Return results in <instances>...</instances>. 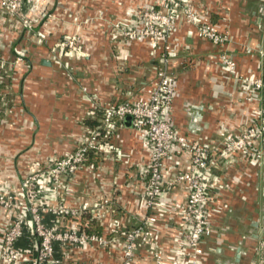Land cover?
Masks as SVG:
<instances>
[{"label":"crops","instance_id":"crops-1","mask_svg":"<svg viewBox=\"0 0 264 264\" xmlns=\"http://www.w3.org/2000/svg\"><path fill=\"white\" fill-rule=\"evenodd\" d=\"M151 2L154 0H70L67 6L73 11L71 20L66 13L59 14L64 27L58 39L64 33L77 34L88 55L58 60V67L54 56L41 44L47 30L40 20V11L35 12L48 3L54 6L56 0H25L23 19L37 18L30 31L0 9V110L5 112L0 115V186L16 189L21 181L20 171L26 173L46 155H63L76 146L84 125L100 118L98 101L89 99L92 95L99 97L101 107L150 96L163 43L141 38L117 44L112 40L109 21L84 20L101 12H106L109 19H121L127 11L132 13ZM191 3L195 10L207 13L210 22L226 32L231 42L218 44L200 37L196 27L179 16L177 27L167 40L171 47L167 52L168 67L175 76L171 116L179 133L209 143L215 152L224 139L223 126L239 131L252 125L262 106L259 97L247 93L239 84L238 76H264V0ZM68 22L70 25H66ZM224 54L236 61L237 73L223 66ZM44 59L51 64H44ZM82 87H87L88 92L84 93ZM17 101H24L23 106L29 110L16 106ZM117 138L122 147L118 152L120 160L106 158L94 163L96 177L90 175L89 167L80 170L72 178L66 202L108 197L122 209L109 213L97 227L85 226L82 218L64 224L54 213L44 210L42 214L49 227L74 228L113 238L107 245L96 241L84 245L57 242L56 255L63 263L120 264L121 233L132 227L129 222L142 219L145 182L140 171L151 160L144 129L134 127L125 118ZM234 159L232 164L221 159L214 167L218 177L217 185L211 189L214 233L206 242L207 252L201 264H250L258 259V242L264 235V167L240 151ZM188 163L185 154L165 160L166 167L178 170L186 169ZM184 197L185 186H174L159 210L157 227L169 257L179 264H190L186 246L174 239L181 217L179 204ZM16 198L24 202L19 195ZM114 217L117 225L115 221L112 225ZM10 222L11 213L0 206V239ZM19 246L23 253L21 264H44L39 261V239L34 229L25 232ZM136 263L153 264V260L141 251Z\"/></svg>","mask_w":264,"mask_h":264},{"label":"built area","instance_id":"built-area-1","mask_svg":"<svg viewBox=\"0 0 264 264\" xmlns=\"http://www.w3.org/2000/svg\"><path fill=\"white\" fill-rule=\"evenodd\" d=\"M23 3L24 0H0V9L9 17H14L22 9ZM157 5L166 11L155 10L154 5L146 7L143 13L145 24L142 27L133 28L124 22L113 23L115 32L118 34L115 33L114 38H118L119 43L125 44L126 41L145 37L154 43H163L161 64L156 69V83L153 91L148 98L102 106L103 129L101 126L88 128L87 141L73 152L69 157V163H71V169H75L77 165L88 159L89 152H98L101 135L106 136L117 127V120L130 117L134 127L144 129L151 160L143 165L140 171L145 182L143 191L145 212L139 224L124 229L121 233L120 264H137L136 259L141 251L151 256L153 264H179L165 251L161 243L160 230L157 227L159 210L165 204L173 187L178 184L185 186V197L179 204L181 217L174 239L176 243H184L186 246V255L190 264H201L207 252L206 242L214 233L211 189L215 188L218 179L214 167L221 159L229 164L234 163V154L238 151L252 161L261 158L264 145V76H238L239 84L247 93L262 100V106L256 118L258 126L252 124L239 131L223 126L224 139L215 152L209 143H201L179 133L171 116L175 76L168 67L167 52L171 47L167 43V38L175 31L180 13L196 27L200 37L218 44L231 42V37L226 32L219 31L210 22L207 13L196 12L191 0H158ZM179 11L182 12L179 13ZM22 24L29 31L33 29L30 20H25ZM66 46L71 45L61 41L53 50L58 48L60 57L62 54L72 56L75 49L71 48V53H68L67 50L64 51ZM75 53L82 54L78 51ZM221 63L232 73H237L236 61L231 57L224 54ZM96 106L99 107L98 103ZM105 145L107 146V143ZM175 154L188 155L189 163L186 169L166 167V158ZM16 234L14 230L7 236V248L4 252L9 264L17 259V255L11 248ZM39 235L43 238L42 258H46L48 254L45 259L49 262L48 264H66L52 255L53 248L50 241L53 235L42 230L39 231ZM112 239L86 232H76L71 237L72 241L81 245L88 241L107 245ZM257 254L258 259L250 264H264V235L258 242Z\"/></svg>","mask_w":264,"mask_h":264},{"label":"rangeland","instance_id":"rangeland-1","mask_svg":"<svg viewBox=\"0 0 264 264\" xmlns=\"http://www.w3.org/2000/svg\"><path fill=\"white\" fill-rule=\"evenodd\" d=\"M69 1L70 0H56V4L54 6H52L51 3H48L47 5L43 6L41 10H38L37 7V10L35 11L36 13L40 11V15H41L40 20L43 21V24L46 25V30H47L46 39L43 42H41V44L45 45L49 50V52L54 56L57 67H58V60L62 61L64 58H68V57L84 58L88 55L86 49L84 48L77 34L64 33L58 39V33H60L62 31V28L64 27V24L61 23L63 22V20L60 19L59 14L66 13V17L69 18V20H71V15L73 11L69 8V6H67V3ZM157 4H158V0H154V2L146 4L140 8H137V10H134L132 13L130 12L128 13L127 11V14L121 19H117V18L109 19L107 17L106 12H101L94 17L92 15H88L87 19H85L84 22L91 23L99 19L109 21L110 22L109 26L111 28V33H112V40H114V42L117 44H122L117 42L118 38H114L116 32H115V28L113 27V23L124 22L125 24H129L133 28L142 27L145 24L144 22L145 17L143 13L145 12L146 7L154 5L155 10H162L163 12L166 11V9H160V6ZM23 9H24V3L22 9L18 12V15H15L14 17L11 18L14 21L20 20L21 23H23L25 21V19H23L22 16L24 13ZM195 11L198 12V10ZM180 12L182 11H179V13ZM180 16H183V14L180 13ZM35 20H37V18H35L34 21L30 19V21H32L33 24V29H34ZM66 25H70V22L66 23ZM23 27L25 28V26ZM61 41H65L69 45H71V46H66L64 51L67 50L68 53H71L70 49L71 48L75 49L72 56H66L65 54H62V56L60 57L58 54L59 53L58 48H56V50H53V48L56 47V44ZM133 41H126L125 44L132 43ZM77 51L82 54L78 55L77 53H75ZM88 90L89 89L87 87H82V91L84 93H87ZM89 99L90 101L92 100L95 102L98 101V105L100 107V111H99L100 118L97 120L98 123L97 126H101L103 125V120H102L103 108L101 107V104H99L100 99L97 95L95 96L92 95ZM129 100L134 101L136 99L130 98V99H126L125 101H129ZM23 103L24 101H17L16 106L21 107V109L25 108L26 110H29L27 106H23ZM4 113H5L4 111L1 112L0 110V115ZM123 120L124 119L117 120V124H116L117 127L112 129L111 132L108 133L106 136L105 134L101 135L99 144L97 143L98 147L100 148L98 149V152L96 153L92 152L91 154L89 152L88 159L86 161L81 162V164L77 165L75 169H71V163H69V157L73 154L75 150H77L79 147H81V145H83V143L87 141L88 128H92L89 125H84L85 131L83 132V136L78 140L76 146H74L70 151L66 152L63 155L48 154L46 155L45 158H43L41 162L36 161L31 166L30 170L27 171L26 173L24 171L23 172L20 171L19 175L21 181L20 184L17 185L16 189L11 190L10 189L11 187L0 186V206H2L4 209H6L8 212L11 213V222L4 229V233L2 235V238L0 239V261L2 264H9L7 255L5 254L4 251L7 248V242H6L7 236L10 232L14 230L17 234L12 243L11 248L14 250L15 254L17 255V259H15V261H13L11 264L22 263L23 253L19 246V242L21 238L24 236L25 232L28 231V229L29 231L34 229L35 235L39 239L38 257L41 263L48 264L49 262L45 260L47 259L48 254L46 258H42L41 256V250L43 248L42 246L43 238L41 235H39L40 230L46 231L47 233H51L53 235L50 241L53 248L52 255L54 258L59 259L61 261V259L56 255L55 243L57 242L75 243L74 241L71 240V237L78 231L74 230V228L56 229L55 227H49L43 221L42 214L44 210L58 215V221L64 224L65 223L67 224L72 219L82 218L83 224L85 226L87 224L90 226L93 224L94 227H97L103 221L106 220L109 213H115L122 209L121 207L119 208L120 205L117 202H115L114 200L108 197H102V198L91 197L77 203L73 202L69 204H67L66 200L71 192L72 187L70 183L72 181V178L75 177L80 170L89 167L91 171L90 175L94 177L95 175H97V168L96 166H94V163L96 162L102 163L106 158L111 160L113 159L114 161L120 160L119 159L120 156L118 155V152H121L120 150H122L121 149L122 147L117 138V133L120 126L123 123ZM253 125L258 126L259 123L254 122ZM101 129H103V126H101ZM105 143H107V146L105 145ZM147 145L148 144L146 142V137H145V146L147 147ZM260 146H262V144ZM147 149H149V147H147ZM256 162L263 165L262 168L264 167V145L262 146V150H261V158L260 160H256ZM17 195L22 197L24 199V202H18L16 198ZM86 220H88L89 222H86ZM140 222L141 221L132 220V222H129L128 224L130 226H135ZM113 223L116 225L118 224V219L116 217H114L112 225ZM59 224L60 223H58V227Z\"/></svg>","mask_w":264,"mask_h":264},{"label":"trees","instance_id":"trees-1","mask_svg":"<svg viewBox=\"0 0 264 264\" xmlns=\"http://www.w3.org/2000/svg\"><path fill=\"white\" fill-rule=\"evenodd\" d=\"M88 124H89V126H91L92 128H96V126L98 125L97 121H95V120H94V121H89ZM91 153H92V152H91ZM91 153H90V154H91Z\"/></svg>","mask_w":264,"mask_h":264},{"label":"water","instance_id":"water-1","mask_svg":"<svg viewBox=\"0 0 264 264\" xmlns=\"http://www.w3.org/2000/svg\"><path fill=\"white\" fill-rule=\"evenodd\" d=\"M43 63H44V64H51L50 61H49V60H46V59L43 60ZM127 119L131 120L130 117H127Z\"/></svg>","mask_w":264,"mask_h":264}]
</instances>
